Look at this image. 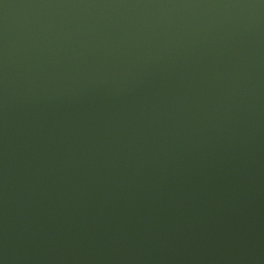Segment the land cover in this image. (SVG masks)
<instances>
[{
  "label": "water",
  "instance_id": "water-1",
  "mask_svg": "<svg viewBox=\"0 0 264 264\" xmlns=\"http://www.w3.org/2000/svg\"><path fill=\"white\" fill-rule=\"evenodd\" d=\"M0 264H264V0H0Z\"/></svg>",
  "mask_w": 264,
  "mask_h": 264
}]
</instances>
